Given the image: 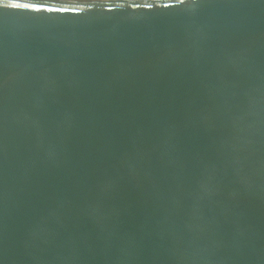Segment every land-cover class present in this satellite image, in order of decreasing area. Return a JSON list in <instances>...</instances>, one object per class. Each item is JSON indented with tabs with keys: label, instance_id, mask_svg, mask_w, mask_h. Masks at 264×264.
<instances>
[{
	"label": "water",
	"instance_id": "obj_1",
	"mask_svg": "<svg viewBox=\"0 0 264 264\" xmlns=\"http://www.w3.org/2000/svg\"><path fill=\"white\" fill-rule=\"evenodd\" d=\"M0 264H264V0H0Z\"/></svg>",
	"mask_w": 264,
	"mask_h": 264
},
{
	"label": "snow or ice",
	"instance_id": "obj_2",
	"mask_svg": "<svg viewBox=\"0 0 264 264\" xmlns=\"http://www.w3.org/2000/svg\"><path fill=\"white\" fill-rule=\"evenodd\" d=\"M12 6H13V7H18L19 5L13 4ZM25 7H26V6H25Z\"/></svg>",
	"mask_w": 264,
	"mask_h": 264
}]
</instances>
